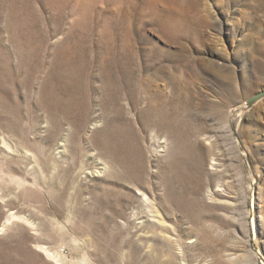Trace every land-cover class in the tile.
<instances>
[{
    "label": "rangeland",
    "instance_id": "obj_1",
    "mask_svg": "<svg viewBox=\"0 0 264 264\" xmlns=\"http://www.w3.org/2000/svg\"><path fill=\"white\" fill-rule=\"evenodd\" d=\"M263 91L264 0H0V264H264Z\"/></svg>",
    "mask_w": 264,
    "mask_h": 264
},
{
    "label": "water",
    "instance_id": "obj_2",
    "mask_svg": "<svg viewBox=\"0 0 264 264\" xmlns=\"http://www.w3.org/2000/svg\"><path fill=\"white\" fill-rule=\"evenodd\" d=\"M264 96V91L260 92L258 94H256L255 96H253L250 100L249 103L253 104L254 102H256L257 100H259L260 98H262Z\"/></svg>",
    "mask_w": 264,
    "mask_h": 264
},
{
    "label": "bare ground",
    "instance_id": "obj_3",
    "mask_svg": "<svg viewBox=\"0 0 264 264\" xmlns=\"http://www.w3.org/2000/svg\"><path fill=\"white\" fill-rule=\"evenodd\" d=\"M2 228H3V226L0 227V229H2ZM53 256H55V255H53Z\"/></svg>",
    "mask_w": 264,
    "mask_h": 264
}]
</instances>
